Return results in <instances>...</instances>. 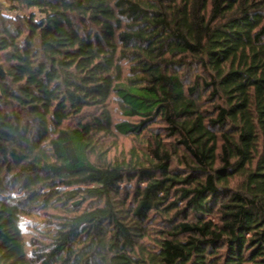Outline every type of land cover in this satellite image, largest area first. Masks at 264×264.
<instances>
[{
	"label": "trees",
	"instance_id": "obj_1",
	"mask_svg": "<svg viewBox=\"0 0 264 264\" xmlns=\"http://www.w3.org/2000/svg\"><path fill=\"white\" fill-rule=\"evenodd\" d=\"M4 1L0 264H264V0Z\"/></svg>",
	"mask_w": 264,
	"mask_h": 264
},
{
	"label": "rangeland",
	"instance_id": "obj_2",
	"mask_svg": "<svg viewBox=\"0 0 264 264\" xmlns=\"http://www.w3.org/2000/svg\"><path fill=\"white\" fill-rule=\"evenodd\" d=\"M4 2H5L4 0H0V3L4 4ZM115 116H116V114H115ZM71 123H76V121L72 120V121L68 122L66 126H68ZM101 142L103 143V146H105V147L111 145L113 142H116L117 143L116 148L118 149V151H121V150L127 151L128 149H130L131 145L133 144L131 138L122 137V136H120V137L117 136V139L105 137V138H103V140ZM133 185H134L133 183L129 184V185L126 184L125 188L127 187V189H128L127 191H131V188L133 187Z\"/></svg>",
	"mask_w": 264,
	"mask_h": 264
}]
</instances>
